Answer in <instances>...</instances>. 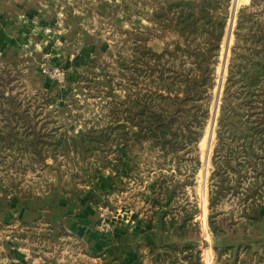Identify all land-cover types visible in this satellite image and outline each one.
I'll return each mask as SVG.
<instances>
[{"label": "trees", "instance_id": "1", "mask_svg": "<svg viewBox=\"0 0 264 264\" xmlns=\"http://www.w3.org/2000/svg\"><path fill=\"white\" fill-rule=\"evenodd\" d=\"M231 1L157 0L150 7V31L125 30L128 52L117 51L113 60L124 83L123 99L107 102V121L99 128L61 131L50 119L53 95L22 97L17 66L0 67V165L11 156L40 165L72 156L115 173L125 169L130 179L152 172L148 158H155L160 180L151 189L149 208L160 207L168 191L170 199L177 197L183 185L170 188L161 170L183 162L203 137ZM152 38L163 43L160 50L148 45ZM227 70L209 176L208 223L214 237L225 227L255 224L264 206V0L239 9ZM235 198L240 211L224 226L213 209ZM168 214L169 225H175L172 211ZM187 222L182 218L179 227L191 232ZM165 249L185 264H197L193 247Z\"/></svg>", "mask_w": 264, "mask_h": 264}, {"label": "rangeland", "instance_id": "2", "mask_svg": "<svg viewBox=\"0 0 264 264\" xmlns=\"http://www.w3.org/2000/svg\"><path fill=\"white\" fill-rule=\"evenodd\" d=\"M138 1L94 0V2L100 3L101 14L96 21V28L92 36L97 41H104L108 47L101 54L98 53V55L87 59L80 69L78 67V71L75 68L77 63L74 64L68 57L55 56L59 54H57V48L60 47V44L57 43L44 51L40 50L38 55L33 57L34 60L30 61L0 56V67L3 65L17 66L20 72L17 91L22 97L44 91L53 95L52 109L55 112L52 113L53 118L50 117V119L55 120L61 131L73 134L79 130L99 128L107 121L104 117V106L107 102L123 99L124 83H121V77L114 67L113 60L117 51L124 54L128 52L129 42L125 41V30H129L132 26H138L144 32L151 29L149 17H142L137 10L139 8ZM248 2L250 0L231 1L229 20L215 70L214 85L209 99V113L202 139L192 148V151L184 156L183 162L174 163L170 170L168 168L161 170V175L169 180L170 188L176 187L180 183L183 185L178 190L177 197L170 199L171 192L168 191L167 197H164L160 205L169 203L168 205L171 206L169 211L176 214L177 210H181L184 213L181 217H188L187 214H189V219L194 220L188 237L194 248V256H196L193 263L197 262V264H203L200 260L199 249L202 250L201 245L204 244V241L209 245L208 252L212 257L209 264H264L263 254L256 251L247 250L244 253L242 247L235 245L215 246V238L208 223L210 212L207 198L209 176L212 169L211 158L216 143L217 121L228 75L227 69L234 42L236 18L239 9L247 6ZM140 9L142 10L141 6ZM141 13L147 14L145 10H142ZM139 17L146 23H141ZM162 44L156 38H152L148 43L155 50H160ZM22 58L24 59V57ZM72 64L74 72L69 67ZM43 68L49 72L54 70L62 72L64 74L63 81L58 83L55 79L44 75ZM148 162V165L153 167L152 172L142 171L139 175L133 174L130 179L124 176L125 169L122 170L123 172H114L115 189L110 192L119 190L116 195L124 207L131 208L138 203H143L144 207L150 206L148 202L152 197L151 189L160 180L158 169L160 161L148 158ZM127 163L131 165L132 161H127ZM136 163H141V161L137 159ZM141 169H143L142 165ZM103 171L110 170L103 168L94 160L82 162L72 156L59 157L55 161L48 159L44 165L30 161L29 157L19 159L11 156L0 165V198L2 196L10 197L16 193L48 192L53 186L58 188L83 186L87 179L96 177ZM96 203L99 221L95 224L94 231L106 235L112 231L109 215L114 212L115 206L109 205L107 198ZM103 208L108 209L107 216L104 218L107 219L111 228L107 232L99 230L100 214ZM239 211L235 198L231 202L226 201L215 207L212 213L215 216L220 213L219 219H222L223 225L226 226L232 221L234 223ZM206 212L207 230L205 229ZM196 218L201 224L204 221L203 229ZM224 229L228 232L231 228L225 227ZM51 230L49 226H39L36 223L31 225L13 223L8 227L7 225L0 226V264H15L17 254L22 255L24 264H81L84 261L82 256L87 252L84 244L78 239L73 240L64 232Z\"/></svg>", "mask_w": 264, "mask_h": 264}, {"label": "crops", "instance_id": "3", "mask_svg": "<svg viewBox=\"0 0 264 264\" xmlns=\"http://www.w3.org/2000/svg\"><path fill=\"white\" fill-rule=\"evenodd\" d=\"M156 1L139 0L138 13L149 17L150 7ZM140 6L147 14L141 13ZM100 12V3L94 0H0V56L30 61L40 50L57 43L60 44L59 54L55 56L68 57L77 63L78 71L87 59L108 47L104 41H97L92 36ZM138 19L146 23L142 18ZM72 66L69 67L73 71ZM113 179L114 172L103 171L87 179L83 186H53L43 193L2 196L0 226L36 223L49 226L54 232H64L86 247L81 264H185L178 254L165 249L167 245H175L178 249L193 247L188 230L179 227L184 213L181 210L176 214L173 212L177 222L170 226L172 215L168 213L171 206L166 208L161 204L152 210L148 205L144 207L143 203H138L126 208L117 196L119 190L110 192L115 189ZM104 198L108 199L109 205L115 206L109 215L112 231L106 235L94 231L99 221L96 202ZM259 214L260 220L255 224H237L223 235L214 237L215 246L235 245L242 247L245 253L256 251L264 256V206ZM187 216L189 218V214ZM196 220L203 229L199 219ZM192 221L187 222V227L188 223L193 226ZM205 225L207 230V212ZM15 260V264H24L22 255L17 254Z\"/></svg>", "mask_w": 264, "mask_h": 264}, {"label": "built area", "instance_id": "4", "mask_svg": "<svg viewBox=\"0 0 264 264\" xmlns=\"http://www.w3.org/2000/svg\"><path fill=\"white\" fill-rule=\"evenodd\" d=\"M228 20H229V18H228ZM228 20H227V23H228ZM42 73L44 75H48L52 79H55L58 83L62 82L63 78H64V74L58 70H54L52 72H49V71H47L46 68H43ZM107 213H108L107 208L101 209V214H100L101 222L99 224V230L101 232H107L111 228L109 223L107 222V219L104 218L107 216ZM201 247H202V250L199 249L200 250V260L203 262V264H209L211 259H212V257H210L209 252H208L209 245H207L204 241V244H202Z\"/></svg>", "mask_w": 264, "mask_h": 264}]
</instances>
